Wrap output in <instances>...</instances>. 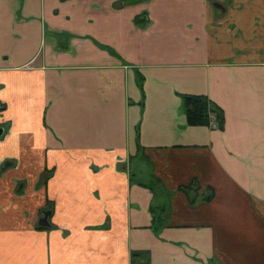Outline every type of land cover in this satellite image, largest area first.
I'll list each match as a JSON object with an SVG mask.
<instances>
[{
  "label": "crops",
  "instance_id": "obj_1",
  "mask_svg": "<svg viewBox=\"0 0 264 264\" xmlns=\"http://www.w3.org/2000/svg\"><path fill=\"white\" fill-rule=\"evenodd\" d=\"M0 104V264H264V0H0Z\"/></svg>",
  "mask_w": 264,
  "mask_h": 264
},
{
  "label": "trees",
  "instance_id": "obj_2",
  "mask_svg": "<svg viewBox=\"0 0 264 264\" xmlns=\"http://www.w3.org/2000/svg\"><path fill=\"white\" fill-rule=\"evenodd\" d=\"M139 20H137V24ZM182 99L185 104L187 123L189 126H209L211 122V116L216 117V122L220 129L224 128L225 125V117L223 110L217 106L215 103L210 101L207 97L204 96H194V95H182ZM139 140V138H138ZM10 167L9 163H5L0 168V173L7 170ZM181 190L183 193L190 196V192H198L200 190V186L198 182L194 181L193 185L190 187H182ZM213 196V195H212ZM212 196L207 199H211ZM147 257L146 253L143 252H135L132 256V264H150V260ZM145 260H144V259ZM139 260H143V262H139Z\"/></svg>",
  "mask_w": 264,
  "mask_h": 264
},
{
  "label": "built area",
  "instance_id": "obj_3",
  "mask_svg": "<svg viewBox=\"0 0 264 264\" xmlns=\"http://www.w3.org/2000/svg\"><path fill=\"white\" fill-rule=\"evenodd\" d=\"M3 111V107H2V105L0 104V113ZM210 128L212 129V130H218L219 129V126H218V124H217V122H216V117L215 116H211V122H210Z\"/></svg>",
  "mask_w": 264,
  "mask_h": 264
},
{
  "label": "water",
  "instance_id": "obj_4",
  "mask_svg": "<svg viewBox=\"0 0 264 264\" xmlns=\"http://www.w3.org/2000/svg\"><path fill=\"white\" fill-rule=\"evenodd\" d=\"M3 132L4 130L2 128H0V136L3 135ZM49 212L45 213V216L43 219L40 220V225L42 226H49V223H48V216H49Z\"/></svg>",
  "mask_w": 264,
  "mask_h": 264
},
{
  "label": "rangeland",
  "instance_id": "obj_5",
  "mask_svg": "<svg viewBox=\"0 0 264 264\" xmlns=\"http://www.w3.org/2000/svg\"><path fill=\"white\" fill-rule=\"evenodd\" d=\"M141 161H142L143 163H145V162H144V161H145L144 159H141ZM149 170H150V169H149ZM149 170H148V171H149ZM157 211H158V210H157Z\"/></svg>",
  "mask_w": 264,
  "mask_h": 264
}]
</instances>
